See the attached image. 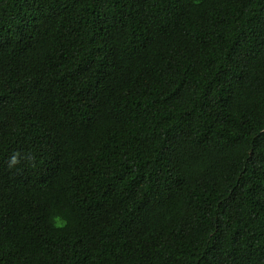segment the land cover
Instances as JSON below:
<instances>
[{
	"label": "trees",
	"instance_id": "obj_1",
	"mask_svg": "<svg viewBox=\"0 0 264 264\" xmlns=\"http://www.w3.org/2000/svg\"><path fill=\"white\" fill-rule=\"evenodd\" d=\"M0 264H264V0H0Z\"/></svg>",
	"mask_w": 264,
	"mask_h": 264
}]
</instances>
